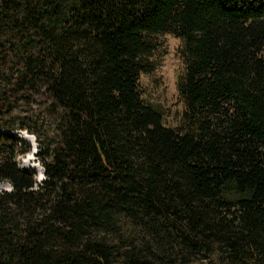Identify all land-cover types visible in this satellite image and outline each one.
<instances>
[{"label": "trees", "instance_id": "obj_1", "mask_svg": "<svg viewBox=\"0 0 264 264\" xmlns=\"http://www.w3.org/2000/svg\"><path fill=\"white\" fill-rule=\"evenodd\" d=\"M164 33L178 126L139 90ZM9 55L59 114L39 191L0 123V264H264V0H0Z\"/></svg>", "mask_w": 264, "mask_h": 264}, {"label": "rangeland", "instance_id": "obj_2", "mask_svg": "<svg viewBox=\"0 0 264 264\" xmlns=\"http://www.w3.org/2000/svg\"><path fill=\"white\" fill-rule=\"evenodd\" d=\"M156 48L151 56L153 68L139 77L143 99L160 105L163 121L168 126L181 125L185 105L178 92V80L184 72L181 55L183 40L172 33L156 34ZM21 61L13 55L6 58L0 77V118L2 125L27 127L34 131L41 143H50L55 137L58 110L40 87L18 84ZM4 127V126H3ZM2 130H10L2 128Z\"/></svg>", "mask_w": 264, "mask_h": 264}, {"label": "clouds", "instance_id": "obj_3", "mask_svg": "<svg viewBox=\"0 0 264 264\" xmlns=\"http://www.w3.org/2000/svg\"><path fill=\"white\" fill-rule=\"evenodd\" d=\"M15 133L21 140L27 141L29 144L28 150L17 152L13 157L16 167L17 169H35V173L32 175L33 183L29 190L39 191L49 179L46 164L39 155L41 152L40 139L34 131H30L27 127H18ZM15 190V185L11 179L0 180V195L12 194Z\"/></svg>", "mask_w": 264, "mask_h": 264}]
</instances>
